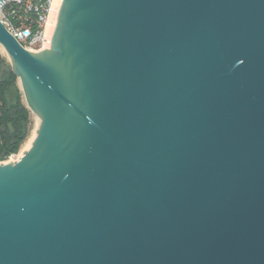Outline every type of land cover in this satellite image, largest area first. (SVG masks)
<instances>
[{
    "label": "water",
    "instance_id": "water-1",
    "mask_svg": "<svg viewBox=\"0 0 264 264\" xmlns=\"http://www.w3.org/2000/svg\"><path fill=\"white\" fill-rule=\"evenodd\" d=\"M0 49L39 121L0 264H264V0H61Z\"/></svg>",
    "mask_w": 264,
    "mask_h": 264
},
{
    "label": "trees",
    "instance_id": "trees-1",
    "mask_svg": "<svg viewBox=\"0 0 264 264\" xmlns=\"http://www.w3.org/2000/svg\"><path fill=\"white\" fill-rule=\"evenodd\" d=\"M18 82L0 49V162L18 155L34 129V115L26 106Z\"/></svg>",
    "mask_w": 264,
    "mask_h": 264
},
{
    "label": "built area",
    "instance_id": "built-area-1",
    "mask_svg": "<svg viewBox=\"0 0 264 264\" xmlns=\"http://www.w3.org/2000/svg\"><path fill=\"white\" fill-rule=\"evenodd\" d=\"M0 21L27 50L40 52L52 0H0Z\"/></svg>",
    "mask_w": 264,
    "mask_h": 264
},
{
    "label": "bare ground",
    "instance_id": "bare-ground-1",
    "mask_svg": "<svg viewBox=\"0 0 264 264\" xmlns=\"http://www.w3.org/2000/svg\"><path fill=\"white\" fill-rule=\"evenodd\" d=\"M60 7H61V0H52L50 13H49L48 20L46 22V27H45L44 50L51 48V43H52L55 28H56V22H57ZM37 122H38L37 124L39 125V121H37ZM35 137H36V130L33 132V134L30 136V138L28 139V141L22 147L20 153L18 154L17 157L19 160H20V158L23 157L24 153L28 152L31 149L32 143H33Z\"/></svg>",
    "mask_w": 264,
    "mask_h": 264
},
{
    "label": "rangeland",
    "instance_id": "rangeland-1",
    "mask_svg": "<svg viewBox=\"0 0 264 264\" xmlns=\"http://www.w3.org/2000/svg\"><path fill=\"white\" fill-rule=\"evenodd\" d=\"M1 51H2V53L4 54V56L7 58V61H8V63L10 64V61H9V59H8V56H7V54L4 52V50L3 49H1ZM11 65V64H10ZM18 86H19V88H20V91H21V93L23 94V92H22V89H21V85H20V82H18ZM25 101V100H24ZM38 119L36 118V117H34V129H33V131H32V134H33V132L38 128ZM37 127V128H36ZM31 134V135H32ZM18 155H15V156H12L9 160H7V161H5V162H16V161H18L19 159H18V157H17ZM14 160V161H13Z\"/></svg>",
    "mask_w": 264,
    "mask_h": 264
}]
</instances>
